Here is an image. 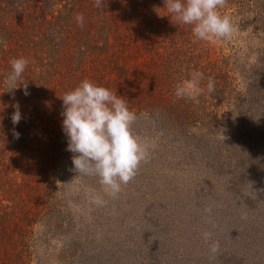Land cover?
Here are the masks:
<instances>
[{"label": "trees", "instance_id": "1", "mask_svg": "<svg viewBox=\"0 0 264 264\" xmlns=\"http://www.w3.org/2000/svg\"><path fill=\"white\" fill-rule=\"evenodd\" d=\"M245 1L224 0L217 11L234 26L237 16L242 20L248 13H240ZM230 42L197 40L163 0H103L99 6L97 0H0V264L43 259L36 229L54 218L47 219L56 211L51 200L66 185L63 171L72 178L61 127L67 92L87 79L122 97L137 115L134 123L147 121L166 134H190L186 127L203 134L213 130L211 121L231 99L251 105L264 87V64H243L240 73L250 72L249 87L228 97L225 90L235 89L231 75L239 68L238 47ZM16 58L28 60L22 77L27 96L22 86L11 90L7 83ZM193 74L200 95L178 98L177 85ZM16 104L22 119L14 127Z\"/></svg>", "mask_w": 264, "mask_h": 264}, {"label": "rangeland", "instance_id": "2", "mask_svg": "<svg viewBox=\"0 0 264 264\" xmlns=\"http://www.w3.org/2000/svg\"><path fill=\"white\" fill-rule=\"evenodd\" d=\"M243 7L226 39L239 56L228 97L249 87L243 64H264V0ZM230 101L203 134L133 123L148 159L115 197L98 177L64 170L54 218L36 229L41 264H264V87L251 105Z\"/></svg>", "mask_w": 264, "mask_h": 264}, {"label": "clouds", "instance_id": "3", "mask_svg": "<svg viewBox=\"0 0 264 264\" xmlns=\"http://www.w3.org/2000/svg\"><path fill=\"white\" fill-rule=\"evenodd\" d=\"M103 0H97V6ZM164 8L179 24L191 26L194 37L199 41L230 38L234 26L230 18L217 11L224 6V0H163ZM83 25L82 14L76 16ZM28 60L16 58L10 61L11 71L7 83L11 90L22 86L24 95H29L23 74ZM207 91H214V84L208 81ZM199 79H192L177 85L178 98L196 100L200 95ZM62 133L66 137V151L72 154V170L77 174L96 176L108 195L115 197L121 186L130 182L142 162L148 159V146L134 135L132 125L137 115L131 111L122 97L109 89L85 79L62 98ZM11 123L17 126L21 119L19 104L13 106ZM16 139L19 133L13 131ZM210 212L211 209H206ZM207 242L211 233H203ZM219 243L213 242L210 251L216 253Z\"/></svg>", "mask_w": 264, "mask_h": 264}]
</instances>
